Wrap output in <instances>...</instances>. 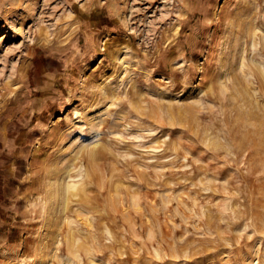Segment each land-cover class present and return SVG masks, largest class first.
Returning <instances> with one entry per match:
<instances>
[{"label": "rangeland", "instance_id": "obj_1", "mask_svg": "<svg viewBox=\"0 0 264 264\" xmlns=\"http://www.w3.org/2000/svg\"><path fill=\"white\" fill-rule=\"evenodd\" d=\"M0 264H264V0H0Z\"/></svg>", "mask_w": 264, "mask_h": 264}, {"label": "bare ground", "instance_id": "obj_2", "mask_svg": "<svg viewBox=\"0 0 264 264\" xmlns=\"http://www.w3.org/2000/svg\"><path fill=\"white\" fill-rule=\"evenodd\" d=\"M125 80V79H124ZM137 124H138V122H137ZM104 132V131H103ZM103 132L101 131V129L100 130H96V132H95V137H97L98 139H100V138H102V136H103ZM92 134V133H91ZM94 137V136H93ZM104 137V136H103ZM103 143H104V141H103ZM95 144V146L93 147V148H90V149H86L87 151H86V155H87V157H88V159L87 160H89V162H87L88 163V166H90V167H95L96 165H97V158H98V156H99V153H101V152H106L107 150V152L106 153H110L111 152V150H110V148L108 149L105 145H103V148H101L102 146V144L99 146V142H96V143H94ZM106 144H108V143H106ZM86 146V145H85ZM99 146V147H98ZM110 146V145H109ZM108 146V147H109ZM112 148V147H111ZM84 149V148H83ZM82 150V149H81ZM166 152V151H165ZM81 153H82V151H81ZM85 154V153H84ZM79 155V154H78ZM86 155H85V157H86ZM83 157V156H82ZM84 158V157H83ZM84 160H85V158H84ZM86 161V160H85ZM81 164H83V162H81ZM80 164V165H81ZM127 166H131L132 167V162L130 161V160H126V163H125ZM85 168V167H84ZM86 169V168H85ZM88 169V168H87ZM90 169V168H89ZM94 169V168H93ZM92 169V170H93ZM91 170V169H90ZM91 170V171H92ZM86 171V170H85ZM87 172V171H86ZM78 173V172H77ZM60 175V174H59ZM56 176V175H55ZM71 176V175H70ZM70 176H68L70 179H71V177ZM81 176V175H80ZM64 180H66V179H64L63 177H61V176H57V177H54V181L53 182H51V187H53V190L54 191H56V192H58V194H59V199L61 198L60 196L62 195V193L64 192V187H66V190L65 191H67L68 192V187H70L71 186V180H68L67 182L65 181L64 182ZM73 185V184H72ZM72 187V186H71ZM129 192V191H128ZM87 194V193H86ZM62 198H63V196H62ZM69 199V198H68ZM68 199H65V205H64V211H66L67 210V206H70V205H68ZM70 200V199H69ZM84 200V199H83ZM90 204V203H89ZM95 207V206H94ZM70 209V208H69ZM68 211V210H67ZM98 212V211H97ZM62 213V212H61ZM91 213V212H90ZM107 213H109V211L107 212ZM65 214H67V213H65ZM91 216V215H90ZM89 218V217H88ZM92 219V218H91ZM96 219H99V218H96ZM104 219V218H103ZM92 220H94V219H92ZM96 221V220H95ZM84 222V221H83ZM83 222H81V224L83 223ZM98 221H96V223H97ZM86 223V222H85ZM105 223V222H104ZM108 223V222H107ZM87 225V224H86ZM111 225V224H110ZM110 225H108V226H110ZM95 226V225H94ZM89 227V226H88ZM88 227H87V229H88ZM97 227V226H96ZM86 228V227H85ZM91 229V228H90ZM100 229H102V227H100ZM107 231H108V229H106ZM115 230V229H114ZM93 231V230H92ZM95 231H97V230H95ZM102 232V231H101ZM110 233V232H109ZM105 234V233H104ZM113 234V233H112ZM97 235V234H96ZM107 236V235H106ZM109 236H111V235H109ZM73 237V236H72ZM101 237V236H100ZM112 237H113V235H112ZM111 237V238H112ZM75 239V238H74ZM109 239V238H108ZM73 241V240H72ZM103 243V242H102ZM112 243H113V241H112ZM108 245V244H107ZM41 246V245H40ZM106 246V245H105ZM39 252H41V258H39L40 260H39V263H43V262H45L44 260H43V255H45V250H41V251H39ZM39 255V254H38ZM38 258V257H37Z\"/></svg>", "mask_w": 264, "mask_h": 264}]
</instances>
